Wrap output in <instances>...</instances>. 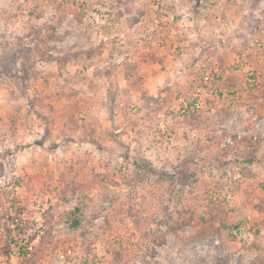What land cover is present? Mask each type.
Listing matches in <instances>:
<instances>
[{
	"label": "rangeland",
	"instance_id": "374dc122",
	"mask_svg": "<svg viewBox=\"0 0 264 264\" xmlns=\"http://www.w3.org/2000/svg\"><path fill=\"white\" fill-rule=\"evenodd\" d=\"M16 254L264 264V0H0V264Z\"/></svg>",
	"mask_w": 264,
	"mask_h": 264
},
{
	"label": "trees",
	"instance_id": "16d2710c",
	"mask_svg": "<svg viewBox=\"0 0 264 264\" xmlns=\"http://www.w3.org/2000/svg\"><path fill=\"white\" fill-rule=\"evenodd\" d=\"M257 140H258V138L255 139V141H257ZM79 223H80V222H79L78 220L74 219V220L72 221L71 225H70V228H71V229H75V228H77V227L79 226ZM235 229H236V230H235V231H236L235 234H237V235H238V234L241 235V231H242L241 229H242V228H240V226H236Z\"/></svg>",
	"mask_w": 264,
	"mask_h": 264
},
{
	"label": "built area",
	"instance_id": "2783aa9c",
	"mask_svg": "<svg viewBox=\"0 0 264 264\" xmlns=\"http://www.w3.org/2000/svg\"><path fill=\"white\" fill-rule=\"evenodd\" d=\"M209 80V78H208V76H206L205 77V81H208ZM254 139H257V137L254 135V137H253ZM239 176V175H238ZM18 260H19V257H18V255L16 254V255H12L11 257H10V263L11 264H17L18 263Z\"/></svg>",
	"mask_w": 264,
	"mask_h": 264
}]
</instances>
